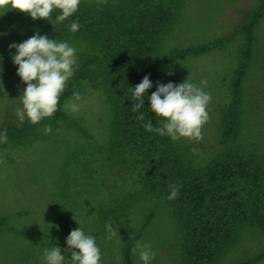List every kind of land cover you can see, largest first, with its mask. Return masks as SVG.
I'll return each mask as SVG.
<instances>
[{
    "label": "rangeland",
    "instance_id": "1",
    "mask_svg": "<svg viewBox=\"0 0 264 264\" xmlns=\"http://www.w3.org/2000/svg\"><path fill=\"white\" fill-rule=\"evenodd\" d=\"M93 2L99 0H82ZM163 1L167 0H154ZM259 0H182L179 20L162 43V51L206 43L227 32ZM55 17L59 11L55 10ZM8 27L0 10V53L9 41ZM65 42V41H64ZM78 52L83 43L67 40ZM242 37L235 36L223 45L201 54L182 56L161 64L162 84H179L187 78L200 85L207 80L209 121L202 128L199 142L181 138L189 153L204 161L220 149L222 125L218 109L232 99L231 80L239 61ZM12 61L0 57V119L4 110L22 109L21 82ZM12 77L3 78V69ZM2 71V72H1ZM172 74L169 75L168 73ZM78 112L66 104L62 110L77 120L80 129L63 121L49 123L52 131L0 149V264H46V248L59 246L70 264L66 238L80 227L93 235L102 253V264H122L123 234L151 243L155 258L150 264H181L174 225L163 202L146 192L139 165L132 157L116 156L107 148L111 111L100 89L82 83ZM236 112L238 125L235 142L264 150V13L254 30L252 56L241 85ZM195 149V151H193ZM148 222L142 227L144 220ZM111 223L117 235L107 239L105 225ZM131 250L132 264H143ZM264 249V230L245 228L238 241L213 264H238ZM250 264H264V258Z\"/></svg>",
    "mask_w": 264,
    "mask_h": 264
},
{
    "label": "trees",
    "instance_id": "2",
    "mask_svg": "<svg viewBox=\"0 0 264 264\" xmlns=\"http://www.w3.org/2000/svg\"><path fill=\"white\" fill-rule=\"evenodd\" d=\"M182 0H99L82 1L78 11L62 23L56 22L55 10L48 20H32L30 16L10 10L3 14L9 41L0 57L12 61V43H21L37 32L57 41L78 40L83 48L77 54L74 75L60 97L58 110L50 118L32 124L21 122L16 113L4 110L0 132L7 129L9 145L30 141L39 136L40 126L63 121L80 129L77 120L63 110V102L81 94L82 83L98 88L109 104L111 117L107 148L116 156L132 157L138 163L140 179L146 192L163 202L172 219L177 237V252L181 264H213L238 241L245 228L264 230V150L235 142L238 125L237 106L246 68L252 56L255 27L264 13V0L244 13L240 21L227 32L206 43L162 51V43L172 33L179 20ZM59 11V10H58ZM59 14L60 11H59ZM80 24L70 31L72 22ZM242 37L239 61L231 80V101L218 109L222 129L220 149L208 159L199 161L188 146L168 136L149 132L151 122L159 127L162 118L150 111L149 97L162 84L160 67L164 62L182 56L201 54L219 47L235 36ZM10 66L15 68L13 61ZM2 72V71H1ZM3 78H13L12 71L3 69ZM152 87L144 97L143 121L132 111V89L144 76ZM169 183L180 189L178 198L167 199ZM5 218L0 217V225ZM148 222L144 220L142 227ZM140 236L123 234L122 264H132L131 250ZM264 258V249L238 264H250Z\"/></svg>",
    "mask_w": 264,
    "mask_h": 264
},
{
    "label": "clouds",
    "instance_id": "3",
    "mask_svg": "<svg viewBox=\"0 0 264 264\" xmlns=\"http://www.w3.org/2000/svg\"><path fill=\"white\" fill-rule=\"evenodd\" d=\"M80 3L81 0H0V10H3V14L15 10L30 16L34 21L48 20L54 10H59L61 14L57 15L56 22L62 23L78 11ZM79 28L78 20L70 25L73 33ZM9 49H15L12 61L18 66L17 75L21 82L26 85L19 97L22 109L18 108L16 111L18 119L23 122L27 118L30 123L38 124L43 119L52 117L58 110L67 82L74 75L77 64L76 49L66 41L49 39L47 35L39 32L21 43L10 44ZM207 83L205 79L197 85L188 78L179 84L158 82L156 91L149 97L150 111L162 118V121L155 128L148 122L145 125L146 130L168 136L173 142L181 138L201 141L202 128L210 119L207 109L212 100L211 93L204 90ZM151 87L152 81L146 75L139 84L131 88L132 100L135 101L132 111L138 113V120L145 119L141 109L145 94ZM81 99V94L74 92L73 102L65 106L70 107L72 112H78L80 105L76 101ZM43 131L50 134L51 125H46ZM6 142L7 129H4L0 132V143ZM3 162L4 159L0 157V163ZM169 189L167 199L178 198L180 189L177 184L169 183ZM105 229L108 232L107 239L117 235V230L111 223L106 224ZM66 243L71 250L70 264H102V253L95 237L85 234L80 227L70 231ZM133 251L138 253L143 264H150L156 256L151 243H142L140 240H136ZM43 258L46 264H65L66 259L59 246L46 248Z\"/></svg>",
    "mask_w": 264,
    "mask_h": 264
}]
</instances>
